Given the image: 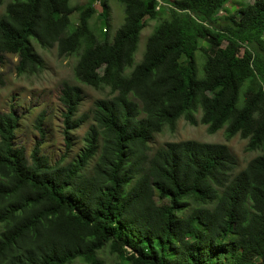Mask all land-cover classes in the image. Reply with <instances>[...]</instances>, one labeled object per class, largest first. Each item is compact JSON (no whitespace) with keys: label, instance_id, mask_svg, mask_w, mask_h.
<instances>
[{"label":"trees","instance_id":"obj_1","mask_svg":"<svg viewBox=\"0 0 264 264\" xmlns=\"http://www.w3.org/2000/svg\"><path fill=\"white\" fill-rule=\"evenodd\" d=\"M117 1L123 21L98 40L92 3L69 29L70 0H0V64L16 55V72L32 73L42 66L32 41L56 45L77 55L79 82L112 93L75 118L83 91L62 81L68 150L70 130L90 120L69 160L53 161L42 140L27 150L17 114L0 113V264H103L104 248L117 264H264V0L221 16L227 0ZM98 16L106 33L107 0ZM148 18L158 22L135 63ZM198 109L208 133L225 126L260 153L236 173L224 143L169 141L149 154L155 133L181 117L195 125Z\"/></svg>","mask_w":264,"mask_h":264},{"label":"rangeland","instance_id":"obj_2","mask_svg":"<svg viewBox=\"0 0 264 264\" xmlns=\"http://www.w3.org/2000/svg\"><path fill=\"white\" fill-rule=\"evenodd\" d=\"M102 0H70V5L74 10L70 13L72 24L69 29L78 22L77 7L86 3H92L96 8L97 13L90 20V25L98 38L111 40L116 29L123 21V6L117 0H107L108 4V31L102 32L101 29L106 26L105 21L98 16L101 12ZM253 0H227L224 7L217 13V16L222 14H231L235 8L246 6ZM4 6H0V12ZM158 19H146V26L141 30L137 50L134 55V62L141 59L145 49V43L148 36L151 34ZM33 47L42 57V66L37 68L32 73L18 74L15 66L18 57L16 55L5 54L4 62L0 64V113L14 111L19 117V125L16 131L17 143L24 145L27 150H30L36 141H43V149L50 155L53 161L64 156L65 160L72 159L76 156L83 146L82 138L87 130L90 120L81 122L80 126L70 130V138L73 145L68 150L65 145V135L63 133L64 123V106L59 101L61 93L62 81H68L81 87L83 91V100L79 106V110L75 115L78 118L83 113L88 112L96 99L110 97L112 93L109 87L95 88L79 82L74 76V65L77 61V55L59 56L57 54L56 45L48 48H42L37 43L32 41ZM206 45L205 42H202ZM224 45V43H223ZM195 60V76L202 78L204 76L203 63L204 57L201 49H197L194 54ZM244 98V89L239 91L238 106H241ZM44 112V120L42 128L45 130V136L40 137V131L36 127L37 117ZM201 111L198 109L195 112L197 123L191 125L185 118L181 117L177 120L174 130L164 127L160 132L155 133L150 139L148 145L151 154L155 149L163 146L169 141L197 140L200 142L224 143L237 158V165L233 169L236 173L242 169L248 160L260 153L259 150L248 151L246 149L247 140L235 135L229 139L225 137L224 127L217 130L215 133H208L206 125L199 120ZM192 208L195 203H192ZM103 260V264H117L118 258L111 255L104 248L99 253ZM71 264H86L81 259L74 260Z\"/></svg>","mask_w":264,"mask_h":264}]
</instances>
